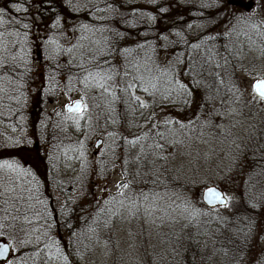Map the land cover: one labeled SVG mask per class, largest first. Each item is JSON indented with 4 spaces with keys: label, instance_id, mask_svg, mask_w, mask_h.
<instances>
[{
    "label": "rangeland",
    "instance_id": "obj_1",
    "mask_svg": "<svg viewBox=\"0 0 264 264\" xmlns=\"http://www.w3.org/2000/svg\"><path fill=\"white\" fill-rule=\"evenodd\" d=\"M120 1L133 7V15L127 18L141 23L142 32L147 34L143 29L149 20L155 23L156 19L148 7L157 5L158 0ZM195 1L206 5L214 0ZM105 3L106 0H0V108L1 104L9 106L12 87L21 85L9 79L14 77L8 75L13 69H5L12 61L18 75L19 60L31 68L29 93L24 97L29 105H37L30 108L25 104L27 110H20L27 114L22 120L25 125L21 132L19 125L13 129L16 141L12 144H17L16 148L4 151L13 160L4 159L0 164V188L9 193L4 198L0 196V239L9 242L17 255L34 248L35 264H178L180 259L183 262L190 258L193 246L199 256L194 255L192 261L198 264L207 253L199 249L203 241L219 232L215 233L214 228L228 224L230 247L227 243L226 248L233 258L229 264H264V206H250L248 216H240L237 211L242 202L239 195L245 191L249 195L258 193L264 204V169L258 170L255 178L247 179L254 182L252 187H247L248 182L244 185V174L237 178L242 182L238 189L227 184L221 169L233 147L228 145L230 142L218 144L217 138L234 124V129L249 127L245 132L249 135L240 140L256 139L264 144V103L252 91L253 84L264 79V0H218L219 5L223 4L221 8L227 5L229 9L214 14L215 18L222 14L215 20L221 25L212 28L210 24L213 30L205 31L207 26H201L190 31L189 38L207 33L200 40L212 45L215 52L218 47L212 41L219 33L232 38L224 47L227 52L235 44L231 64L224 54L226 63L221 65L215 58L214 71L208 66L212 81H218L210 93L195 90L197 84L188 82L186 68L172 74L169 66L175 64L173 43L170 37L165 41L164 28L151 33L162 34L161 40L153 38L144 46L120 41L125 46L114 57L115 66L113 62L110 68L97 72L98 68L92 70L86 65L113 54L111 51L119 44L111 35L119 34L117 27L125 12L120 10L119 21L105 27L80 24L78 20L87 17L86 22H92L89 19L110 16L112 13L107 12L112 9L103 7ZM27 16L35 17L37 24L24 32ZM196 49L201 51L200 47ZM201 55L207 57L205 53ZM133 56L146 62L145 66L131 68ZM40 58L41 74L35 72ZM155 65L161 66L159 75ZM201 67L204 64L198 61V84ZM145 88L153 109L156 98L165 91L176 98L190 95L194 98L192 105L202 96L212 107V114L200 127L193 120V126L200 129L193 132L187 126L172 129L168 127L172 122L161 120L156 127L162 134L157 150L147 155L135 148L138 139H130L128 125L124 127L121 122L125 120L123 97L146 102V91L142 92ZM75 101L83 103V112L66 113L65 106ZM32 109L35 113L29 117ZM3 111L7 114L9 109ZM181 111L182 106L173 113L175 120L180 121ZM114 113L117 119L112 117ZM31 119L35 123L30 125ZM121 129L127 135L122 139ZM99 140L100 145L95 147ZM249 140L240 143L251 147ZM186 176L193 178V189L187 192L193 203L198 200L202 204L200 194L213 186L207 183L214 180L222 186L218 188L230 204L214 210L203 204L199 210L193 203L184 208L175 204L168 185L182 182ZM176 188L182 191V187ZM134 201L136 207H132ZM17 262L16 259L10 264Z\"/></svg>",
    "mask_w": 264,
    "mask_h": 264
},
{
    "label": "trees",
    "instance_id": "obj_2",
    "mask_svg": "<svg viewBox=\"0 0 264 264\" xmlns=\"http://www.w3.org/2000/svg\"><path fill=\"white\" fill-rule=\"evenodd\" d=\"M156 4L157 5L155 4L150 5V8L148 7L150 12L155 13L156 15L155 23L154 22L152 23L151 20H149L148 23L149 25L143 29L144 32L145 30L147 31L146 33L149 34L148 35L149 37L147 36V34L142 32V28H140L141 23L137 22L136 20L127 18L128 14L131 13V15H133L131 12V9H133V7H131V5H129L126 1L116 0L113 2V0H106L105 3L106 6L103 7H110V9H112V12H107V13H112L110 16H105L98 19L96 18L89 19L92 22H86L87 17L84 19H78L80 24L89 23L90 25H95L96 27L97 26L105 27L110 23L116 24L119 21V17L117 14L118 12H120L119 11L120 9H122V12L126 13V15L122 18L123 20L121 24L118 25V27L117 25H115V27H117V31H119V34L111 35L115 37L113 40L117 39L119 42L117 46H114L115 47L114 50L111 51L113 52L114 56L113 54H108L105 55L102 59L101 58L96 59L92 63L89 64L86 63V65H89V67L92 70L98 68L97 72L103 68H110L113 62L115 66L114 57L117 58V56H119L120 54V49L123 46H125V44L120 45V41H122L123 43L124 41L127 40V44L134 47L135 46L139 47L141 45L144 46L146 45L148 40L150 43L151 39L153 40V38L157 40L161 38L162 34L154 33L152 35L151 33L155 32L158 28H164L165 41H167V38L170 37L171 39L170 41H172L173 43L171 54H174L173 60H175L174 62L175 64L172 67L169 66L168 64L170 69L172 68L171 69L172 74H175L177 70H182L186 68V74H187L186 78L188 79V82L190 84H195V85L197 84L195 90L206 93L212 92L218 86V81H216L215 83L212 81L211 77L213 76V74H209L208 66L211 68V71H214L215 66L217 65L216 62L217 60H215V58L219 59L218 63L220 62L221 65L226 63L224 61V54H227L226 55L227 59H225L227 60V63L231 64V61L233 60V56H235V50H234L235 44L234 46H231L230 50L227 52L224 49V47L230 44L227 43L228 42L227 39L229 38L228 40L230 42V39L232 38L231 36L229 37L228 34H223L225 35V37L219 36L220 34L219 33L218 37L214 39L215 41H212L213 44H215L218 47V51L215 52V48L214 49L211 48L212 45H208V44L206 45L202 43L200 40V38H202L203 35H207V33L194 36L193 38L191 37L189 38V33H192L190 32L191 30L197 29L198 27L201 26H207L206 29H204L205 31L208 30V28L210 30H213L212 28H217L218 26H220L221 25L220 21L217 22L215 20L218 19L219 15H221L222 17V14H218L217 18L214 17V14L222 13V11L225 10L228 11L229 9L227 5H225V7L222 8L220 6H223V4L221 5L217 4L215 7L213 5H211L210 7H203L200 2H197L195 0H158ZM21 5L24 4L21 3ZM27 10H32V9H27ZM152 10L155 11L153 12ZM107 13L105 14L107 15ZM7 20L9 19H6L5 21L8 22ZM97 20H101V23H103V25L99 24L100 22ZM36 24L37 21L35 17L27 16V20L25 21L24 26H22V28H24L23 29L25 30L24 32H28L26 29H29V26L30 27L35 26ZM210 24L212 28L210 27ZM130 32H134V34ZM121 37H124V39L121 40ZM181 37L183 38L187 37L189 39L187 41H184V39L183 38L181 39ZM222 38L223 40H221ZM217 42L218 43L220 42V44H217ZM219 46L221 49H219ZM196 47L197 48L200 47L201 51H199V49H196ZM202 53H205L207 57H203L201 55ZM133 58L134 59L130 64L131 68L134 69L140 65L145 66L146 62L143 63L139 62L136 56H133ZM198 61H201V63L204 64V67H201L202 70H201V74L199 75V79H200L199 84L197 77L195 76V71ZM182 62L184 63L183 65L184 67L180 66L182 65L181 64ZM205 64L207 65L205 66ZM160 67L161 66L155 65V68H157L158 75L161 73ZM28 74L24 76V79L27 81L30 79L29 78L30 75ZM164 75H166L165 70H164ZM11 80L14 79L12 78ZM142 92H144V89H142ZM160 95L161 97L156 98L157 106H155L154 109L152 104L150 103L151 99L149 98L150 96L149 91L146 92V98H147L145 100L146 102H143V104L147 105V107H142L141 102H139L137 97H123L121 103L124 109L122 108L120 109L125 110V120H121V122L124 124V127L125 126L127 127L128 125L129 132H131L129 134L130 135L129 138L138 139L139 143L136 144L135 148L139 149L140 151L147 152L146 153L147 155L157 150V145L159 142L158 139H161L162 136H160L161 133L157 130L156 127L158 126V122H160L161 120L163 121L166 118V122L167 121L172 122L171 124L170 123L168 124V127L170 125L172 129H182L181 126L182 127L187 126L189 130L193 132V131H199L200 125H202V123L205 122V120L207 121V119L212 114L211 113L212 107L208 106V101L203 100L202 96L197 98L198 103L192 105L190 102L194 98H191L190 95H188L186 99L185 97L176 98L174 97L173 93L167 95L165 91H162ZM25 104H27L28 107L30 108L31 107L34 108L35 106H37L36 104H33L31 106V102L29 105V101L24 96L18 98L13 97V99L8 103L9 106H6L5 108L2 106L3 104H1L0 109L3 113L0 114V150H2L0 151V164L3 163L2 161L4 159L6 161L9 160V162L13 160V157L9 158L8 155L9 153L8 154L4 153V151L5 148H11L13 146L14 148H16L15 145L17 144H12L13 142L16 141L14 139V135L16 134V132H13V129L15 127L17 128V125H19L18 130L19 132H21L22 126L25 125V123L22 125V120L24 117H27V114L25 112L24 113L20 112L21 109L23 111L27 110V108L24 110ZM181 106H182V111L179 114L180 121L175 120L176 115H174L173 113L178 112V108ZM7 109H9V111H7V114H4L5 111L3 110H7ZM32 111L34 112L30 113L29 117H32L34 115L35 110L32 109ZM167 112L169 113L167 114ZM112 117L117 119L118 118L117 113H114ZM193 120L195 122L197 121L199 127L195 125L193 126ZM32 123H35L34 119L30 120V125ZM234 127H235L234 124L228 125L225 128V130L219 134V136L217 135L218 144L221 142L224 143L230 142L228 145L230 147H233V150L227 153L228 159L225 160V162L227 163L223 165V168L221 169V173L224 174V176L226 177L224 179V182H226L229 185L234 184V187L236 189H238V186L240 185V183H242L241 181L239 182L237 178L241 177V175L244 174L242 176V177H246L243 178L245 182V183L243 182L244 185H246L247 184L246 182H248L249 184L247 187H252L254 186L253 185L254 182H250L247 179L250 177L255 178L257 175H259L258 170L264 169V144L260 140H257L259 142L258 144L256 139L240 140L241 138H244L245 135H249L245 133L249 127L248 126H246L245 128L237 127L238 129H234ZM125 132L126 131L123 129L119 131V134L121 135L120 136L121 139L123 136L125 137L127 136L124 135ZM210 137L213 138V133L210 135ZM246 140L252 142L251 147L245 146L247 144L240 143L241 141H244L245 143L247 142ZM4 156L6 157L4 158ZM216 166L217 165L215 164V162H213V167L215 168ZM45 173L47 172L45 171L44 174ZM192 180L193 178L186 176L183 178L182 182L181 181H179V183L176 182L175 184H173V186L168 185V188H172L171 189L172 194H174L173 196L175 201L173 202L175 204L178 203V205H181L182 208H184L190 203H193L189 199L190 196L187 194L188 190L193 189ZM252 181H255V179H253ZM207 184L220 187L222 189V186H220L217 181L209 180ZM177 186L182 187L181 192H179V188H176ZM8 195L9 193H7V191L4 188H0V196H3L4 198ZM239 198L242 199V202L239 204L240 208L239 210L237 209L238 215L240 216L250 215V213L248 212L249 209L251 208L250 206H259L260 208L264 206L263 201H261L260 195L256 192L255 195L254 194L249 195L248 191H245L244 193L239 195ZM197 201L198 200H196V204L193 203V206L196 210H199L200 207L202 208L203 205L199 201L198 202ZM1 210H4V208H2ZM241 219L245 220L242 217ZM219 227L213 229L215 233L217 230H219V232L214 235H209V237L211 238H206L205 241H203V246L199 248L203 252H207V253L204 254L205 255L204 257H202L200 260L197 261L198 264H221V263L229 264L232 262L231 260L233 258L232 255L229 254L230 250L226 248L227 243H228V247H230L228 242L229 240L228 236L230 235L229 229L227 228L228 224H225V226L219 225ZM214 231L212 233H214ZM207 235L208 234H206V236ZM33 249L34 248H29L28 251L24 253H18V255L14 253L15 251H13V258L10 260L8 264H10L12 261L15 262L16 259L18 261L16 264H35L34 263L35 259L32 254L34 252ZM194 249L195 246H193V248L191 249L190 254L188 252L190 258L188 256V259L183 260V262H181L182 259H180L178 261L179 262L178 264H193L192 257L194 255L199 256L198 252L194 251ZM188 251H190V249ZM30 254L31 256H29Z\"/></svg>",
    "mask_w": 264,
    "mask_h": 264
},
{
    "label": "snow or ice",
    "instance_id": "obj_3",
    "mask_svg": "<svg viewBox=\"0 0 264 264\" xmlns=\"http://www.w3.org/2000/svg\"><path fill=\"white\" fill-rule=\"evenodd\" d=\"M109 79H111V77H109ZM181 88H183V85H180ZM144 91H148L147 88L144 89ZM255 92L257 94V99L261 102L264 103V80L259 81L258 83H256L255 85ZM141 106L142 107H147V105H144L143 102H141ZM69 112H82L83 108L81 106V104L77 103L75 105V107H71L69 106L68 108ZM123 187H127L126 185H124ZM121 195H123V193H121ZM145 199H147V197L145 196ZM206 202L209 205L214 206L216 203H220L222 205H224L225 207L228 206V202L222 197V194L217 191L214 188H209L207 193H206ZM132 207H136V202H133ZM134 215V213H133ZM8 251V247L6 244H0V256H2L4 253H6Z\"/></svg>",
    "mask_w": 264,
    "mask_h": 264
},
{
    "label": "flooded vegetation",
    "instance_id": "obj_4",
    "mask_svg": "<svg viewBox=\"0 0 264 264\" xmlns=\"http://www.w3.org/2000/svg\"><path fill=\"white\" fill-rule=\"evenodd\" d=\"M21 8H22V6H21ZM38 52H39V50H38ZM19 62H20L19 65L21 64L19 68H21V69L18 71V75H16V72L14 70V65H13L12 61H9L10 66L7 65V61L5 62V64L7 65L5 67V69H9V68H12L13 69V70L10 69L11 72H9L8 75L12 74V76H14L13 79L16 80V81H18L19 83H21V85L18 86V87H12L14 92L12 91V93L9 95L10 98H12V97H17L18 98V97H21V96H25V94L27 95L29 93V85H30V82L27 81V80H25L24 79V76L29 73V71L31 70V68L28 69L27 66L24 63H21V60H19ZM37 62L39 63L40 67H39V69H36L35 72L36 73H39V72H42V68L41 67H42V64H43V60L40 58V59L37 60ZM25 63L28 64L29 62L26 61ZM32 63H33V61H32ZM15 67H17L16 64H15ZM39 74H41V73H39ZM15 78H17V79H15ZM9 79H12V77L9 76ZM33 87L34 86L32 85V87L30 89H33Z\"/></svg>",
    "mask_w": 264,
    "mask_h": 264
},
{
    "label": "water",
    "instance_id": "obj_5",
    "mask_svg": "<svg viewBox=\"0 0 264 264\" xmlns=\"http://www.w3.org/2000/svg\"><path fill=\"white\" fill-rule=\"evenodd\" d=\"M259 81H261V80H259ZM259 81L255 82V83L253 84V87H252L253 93L255 94L256 97H257V94H256V92H255V85H256V83H258ZM77 103L81 104V106H82V108H83V105H82L81 102H75L73 105H71V107L74 108L75 105H76ZM68 108H69V106L66 107V110H67V111H68ZM68 112H69V111H68ZM70 113L78 114V113H80V112H75V111H73V112H70ZM100 143H101L100 140L97 141L95 147H98V146L100 145ZM209 188H214V189H216L217 191H219V192L222 194V197L227 201L226 197L224 196V193H223L221 190H219V189L216 188V187H211V186H210V187H207L206 189H204V190L202 191V193H201V200H202L203 204H204L207 208H209V209H214V208H217V207H224V205H222V204H220V203H216L214 206L207 204V202H206V193H207V191H208ZM0 244H6L7 247H8V251H7L6 253H4L2 256H0V264H5V263H7V262L11 259V257H12V249H11V246L9 245V243H7V241H6L5 239H0Z\"/></svg>",
    "mask_w": 264,
    "mask_h": 264
},
{
    "label": "bare ground",
    "instance_id": "obj_6",
    "mask_svg": "<svg viewBox=\"0 0 264 264\" xmlns=\"http://www.w3.org/2000/svg\"><path fill=\"white\" fill-rule=\"evenodd\" d=\"M218 4V0H214L212 3L211 2H208L206 5H202L203 7H210L211 5H213L214 7L216 6ZM121 11H122V9H120ZM119 10V11H120ZM118 16L120 15V12H118V14H117ZM202 193V192H201ZM200 196H201V194H200Z\"/></svg>",
    "mask_w": 264,
    "mask_h": 264
}]
</instances>
